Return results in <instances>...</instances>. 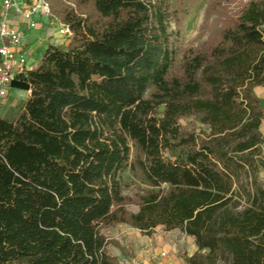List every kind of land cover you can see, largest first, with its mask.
I'll return each instance as SVG.
<instances>
[{"label":"trees","instance_id":"1","mask_svg":"<svg viewBox=\"0 0 264 264\" xmlns=\"http://www.w3.org/2000/svg\"><path fill=\"white\" fill-rule=\"evenodd\" d=\"M49 1L73 34L0 116V264H124L118 224L176 234L185 264H264V0L181 57L171 23L194 0Z\"/></svg>","mask_w":264,"mask_h":264},{"label":"rangeland","instance_id":"2","mask_svg":"<svg viewBox=\"0 0 264 264\" xmlns=\"http://www.w3.org/2000/svg\"><path fill=\"white\" fill-rule=\"evenodd\" d=\"M63 1L71 5L76 4V0ZM247 1L249 0H194L190 3L189 11L180 14L178 20L172 19L171 23L180 57L186 49L190 47L197 48L208 39L213 38L223 25L225 15H236ZM180 2L181 0H174V7H179ZM35 17L41 22L40 27L29 30L20 46L29 58V66L36 64L39 53L49 44H68L71 40V37L67 38L61 35L58 24L62 22H49L46 16L42 14H37ZM32 32L37 35L30 38L28 40L30 43L26 44L25 40ZM34 57H36L35 60ZM32 60L35 63H32ZM14 92V90H11L7 96L9 99L0 102V115L10 120L16 117L25 103V94L14 95ZM257 92L264 101V87H259ZM262 132L264 135V122ZM124 180L125 193L129 195H133L138 190L147 187L138 175L130 169L124 173ZM106 232L110 239L109 250L118 254V258L124 264H185L175 252L176 234L172 232H165L162 228H158L154 234L149 235L127 224H118L106 230ZM113 240H117L123 246L131 244L133 255L130 258L127 257L115 243H111ZM124 248L127 249V247ZM163 252H165L164 255Z\"/></svg>","mask_w":264,"mask_h":264},{"label":"built area","instance_id":"3","mask_svg":"<svg viewBox=\"0 0 264 264\" xmlns=\"http://www.w3.org/2000/svg\"><path fill=\"white\" fill-rule=\"evenodd\" d=\"M50 13L48 0H0V100L12 90V81L30 68L28 56L18 48L29 30L40 27L35 16ZM58 25L62 36L72 37L68 24Z\"/></svg>","mask_w":264,"mask_h":264},{"label":"crops","instance_id":"4","mask_svg":"<svg viewBox=\"0 0 264 264\" xmlns=\"http://www.w3.org/2000/svg\"><path fill=\"white\" fill-rule=\"evenodd\" d=\"M41 24V23H40ZM30 36L28 37V38H26V40H25V43L26 44H29L30 42L28 41V40H30V38H33L34 36H36L37 34L36 33H30L29 34ZM29 42V43H28ZM31 47H32V45H31ZM19 50H21V48L19 47L18 48ZM36 59V57H34V60ZM34 60H32V63H35L34 62ZM35 65H31V66H29L30 68H32V67H34ZM12 90H14L15 92H14V95H18V94H25V101L24 102H26L27 101V99L30 97V95H31V92L30 91H26V90H22V89H13L12 88ZM13 95V96H14ZM13 96H12V98H13ZM9 98L8 97H5L4 99H2V100H8ZM2 100H0V102L2 101ZM1 108V107H0ZM0 116H2V115H0ZM3 117H5V116H3Z\"/></svg>","mask_w":264,"mask_h":264}]
</instances>
